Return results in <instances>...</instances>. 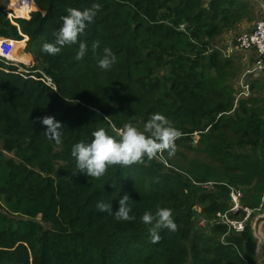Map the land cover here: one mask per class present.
Masks as SVG:
<instances>
[{"label": "trees", "instance_id": "1", "mask_svg": "<svg viewBox=\"0 0 264 264\" xmlns=\"http://www.w3.org/2000/svg\"><path fill=\"white\" fill-rule=\"evenodd\" d=\"M34 2L42 12L18 20L21 31L0 4V38L23 49L27 36L25 50L34 59L26 67L0 58V264H253L254 254L245 246L255 238V215L242 234L227 235L226 225L198 229L194 210L198 207L202 218L214 220L229 209L231 187H244L243 205L256 209L264 191V97L251 93L247 100L236 99L228 81L236 75L233 61L213 44L241 22L248 4ZM12 3L17 17L27 18L35 9L33 0ZM93 3L101 7L79 37L88 45L83 60L74 59L78 44L55 56L42 51L43 43L54 40L67 8L84 10ZM96 41L100 47L93 49ZM105 46L117 57L107 71L97 63ZM7 57L17 60L19 53ZM26 60L23 56L21 61ZM258 81L250 85L252 91ZM153 113L163 114L181 131L176 147L196 153L186 168L166 162L165 153L130 167L109 166L100 179L78 173L71 156L74 144L90 142L99 127L113 136L126 123L143 130ZM44 116L54 117L62 127L45 134L38 119ZM226 133L239 135L238 149L221 141ZM196 134L204 149L193 145ZM201 153L215 169L203 164ZM226 164L248 176L228 173ZM213 176L227 183L205 186ZM117 190L130 195L134 221H117L114 214L96 208L102 199L113 203V212L118 210ZM160 207L173 211L178 230L162 229L160 242L154 244L141 217ZM241 213L232 216L243 219Z\"/></svg>", "mask_w": 264, "mask_h": 264}, {"label": "clouds", "instance_id": "2", "mask_svg": "<svg viewBox=\"0 0 264 264\" xmlns=\"http://www.w3.org/2000/svg\"><path fill=\"white\" fill-rule=\"evenodd\" d=\"M100 7L99 3H93L91 7L84 10L67 8V15L61 18L62 26L53 33L54 40L43 43L42 51L55 56L64 47L78 44V51L74 59L83 60L88 45L79 40V37L85 32L87 25L94 21ZM92 47L98 49L100 42H94ZM97 63L100 69L107 71L117 63V57L111 48L105 46ZM38 119L42 125L46 126L45 134H48L50 129L62 127L54 117L44 116ZM104 120L110 122V117L105 116ZM181 135V131L172 126L163 114L153 113L144 124L143 130L132 123H126L117 130L116 136H113L104 127L97 128L91 133L90 142L80 141L73 145L71 156L75 160L78 173H84L93 179H100L106 174L109 166L130 167L144 163L145 157L152 160L162 158L165 153L169 156L174 155L176 141ZM112 186L117 187L115 183ZM113 196L118 197V210L113 212V203L105 202L102 199L97 201L96 208L101 213L114 214L117 221H134L136 217L130 215L132 212L129 206L130 195L124 193L121 196L120 190H117ZM141 222L148 226L150 241L154 244L160 242L159 233L162 229L173 232L178 230V225L173 219V211L166 207L157 208L155 213L145 211L141 217Z\"/></svg>", "mask_w": 264, "mask_h": 264}, {"label": "rangeland", "instance_id": "3", "mask_svg": "<svg viewBox=\"0 0 264 264\" xmlns=\"http://www.w3.org/2000/svg\"><path fill=\"white\" fill-rule=\"evenodd\" d=\"M12 1L13 0H0V4L4 7L3 11L6 13V16L10 20L11 24H13L14 26H17L20 31H21V26L17 22L18 20H24V19L30 20L33 13L42 12L33 0V4H34L35 9L29 13L28 17L27 18L17 17L15 15L14 9H12V4H13ZM243 1L246 4H248L247 5L248 6V13L242 17L241 22H239V24H237L236 27H234L230 31H226L221 36H219L215 40V42H213L214 49L216 48L217 50H219L221 52V54L225 58H228L231 61H233V68H234L233 73H236V75L233 76L228 81H229V84L231 85V87L235 88L234 91L236 94V99L239 97L240 90L242 91L240 84L243 82L244 79H245V81H248L249 92H250L249 94L252 93L253 95L257 94L259 97H264V84L262 83V82H264V77L263 78H261V77L254 78L251 76V77L244 78L247 75L248 69L252 68V66L254 64V60L256 59V57L245 55L244 53L240 52L237 48L232 46L233 45L232 42L238 34H240L242 32H246V31H251L253 29L254 24L257 22V20L259 18L260 5H261V3L264 2V0H243ZM27 41H28V37L23 35L22 42L25 43V46L22 49V47L20 45L15 44L16 49L18 51L13 46H11L14 43L8 41L9 43H12V44L11 45L9 43H7V44L17 51L15 55H17L19 53V57H17L18 58L17 60H12L10 58H6V59L11 60L9 62H13L16 64L24 63V65H27L26 67H32L34 65L33 56L26 53V50H25ZM230 46H231V48L228 49ZM0 53H2V52H0ZM6 56H9V55H6ZM23 56L27 57L26 61H21ZM0 58H2V57H0ZM2 59H4V58H2ZM6 59H4V60H6ZM19 61H21V62H19ZM209 76L210 75H208V77ZM256 80H260V81L256 82L254 91H252L250 89V85ZM247 97H245V96L239 97L238 100L240 101V99L242 100V98L244 99ZM238 100H236V102H238ZM244 100H247V99H244ZM249 105L251 106V104H249ZM261 108H264V107L262 106ZM263 114H264V112H263ZM236 129H237V127H236ZM226 135L227 136L225 138H221V141L228 140V143L235 144L236 140L239 138V135H235V134L230 135V134L226 133ZM193 145H197V146L201 147V149H204L202 147V144H200V137L197 134L194 135V144ZM232 147L238 149V146L236 144L233 145ZM200 157H201V161L203 162V164L215 169L213 161L208 160L207 154L201 153ZM195 158H196L195 152H192V153L187 152V149L183 148V147H176L175 154L172 156H169L168 154L164 155V159L166 162L168 161V163H169L171 161V162L177 164L178 165L177 168H179L180 170H182L181 167L186 168L187 163L193 161ZM225 168L227 169L228 173H237L238 172V170H233L231 167H228V164H226ZM218 171H220L222 173L224 172L222 169H219ZM240 171H241L240 173H237L235 175H239V176H245L246 175V176H248V174L245 171H243V170H240ZM211 178L213 181L206 184L205 186L212 187V186H214V184H221L220 182H216V181L223 180V179H221V177H216V176H213ZM223 181L226 182L225 180H223ZM239 189H240V191H242V194L244 197L245 188L240 187ZM227 203L230 206V200ZM259 205H258L259 206L258 208L251 209V208L243 205V198H242V200L240 202L241 209L238 212H236V214L239 212H242L240 214V218H245L244 210L249 209L252 211L251 215H255L254 218H256L258 215H260V212H264V191H263L262 197L260 198ZM194 210L196 211L195 212V220H196L195 225H196V227L198 229L206 228V226H204L205 224H203V220H206V219L201 217L199 208L195 207ZM242 214H244L243 217H242ZM254 218L251 219L253 221H251V220L250 221L254 222ZM260 232H261V237H256V238L251 239V241L246 243V246H245L246 249L251 250L252 253L254 254V258H253L254 263L253 264H264V239H263L264 238V226H262Z\"/></svg>", "mask_w": 264, "mask_h": 264}, {"label": "built area", "instance_id": "4", "mask_svg": "<svg viewBox=\"0 0 264 264\" xmlns=\"http://www.w3.org/2000/svg\"><path fill=\"white\" fill-rule=\"evenodd\" d=\"M0 41H9V39L0 38ZM232 44L233 47L237 48L245 55L256 57L252 68L248 69L247 75L244 78L251 76L254 78L264 77V2L260 5L259 18L254 24L253 29L251 31L238 34L233 40ZM230 48L231 46L228 49ZM0 57L6 59L5 55L2 53H0ZM6 61L9 62L11 60L6 59ZM43 81L47 85L53 86L52 80L50 78L44 76ZM240 87L242 88V91L239 93V97H247L250 93L248 81H245L244 79L240 84ZM230 196L231 199L229 209L223 213H218L214 220H203V224H205L204 226L209 224L226 225L228 228L227 235H240L246 230V225L251 217L252 211L245 209V218L234 219L232 215H235L236 212L241 209L240 202L243 194L242 191L231 187ZM222 240H224V237Z\"/></svg>", "mask_w": 264, "mask_h": 264}, {"label": "water", "instance_id": "5", "mask_svg": "<svg viewBox=\"0 0 264 264\" xmlns=\"http://www.w3.org/2000/svg\"><path fill=\"white\" fill-rule=\"evenodd\" d=\"M264 226V212L258 215L253 222V235L254 237H261V228ZM264 239V238H263Z\"/></svg>", "mask_w": 264, "mask_h": 264}, {"label": "bare ground", "instance_id": "6", "mask_svg": "<svg viewBox=\"0 0 264 264\" xmlns=\"http://www.w3.org/2000/svg\"><path fill=\"white\" fill-rule=\"evenodd\" d=\"M0 52L4 53L6 55H9V57H11V58H14L15 56L18 55V54L15 55L17 52L15 49H13L11 46H9L6 42H3V41H0Z\"/></svg>", "mask_w": 264, "mask_h": 264}]
</instances>
